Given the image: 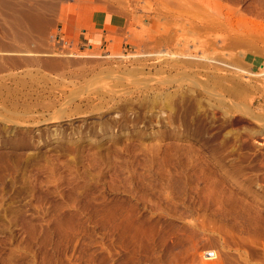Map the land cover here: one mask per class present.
<instances>
[{
    "label": "rangeland",
    "instance_id": "374dc122",
    "mask_svg": "<svg viewBox=\"0 0 264 264\" xmlns=\"http://www.w3.org/2000/svg\"><path fill=\"white\" fill-rule=\"evenodd\" d=\"M261 242L264 0H0V264Z\"/></svg>",
    "mask_w": 264,
    "mask_h": 264
},
{
    "label": "bare ground",
    "instance_id": "6f19581e",
    "mask_svg": "<svg viewBox=\"0 0 264 264\" xmlns=\"http://www.w3.org/2000/svg\"><path fill=\"white\" fill-rule=\"evenodd\" d=\"M68 58V57H67ZM79 58V57H78ZM69 59V58H68ZM46 121V120H45ZM47 121H49V122H51V120H47ZM47 123V122H46ZM238 206V205H237ZM236 206V207H237ZM247 206H245V208H246ZM248 208V207H247ZM246 208V209H247ZM260 215V214H259ZM237 218H238V216H237ZM228 219V218H227ZM226 220V219H225ZM260 226V225H259ZM258 226V227H259ZM257 227V226H256ZM249 228V227H248ZM252 235L253 236H257V237H259V236H262L263 235V233H261L260 232V230H258V229H256V228H253L252 230ZM243 241V240H242ZM257 242V241H256ZM244 243V242H243ZM253 243H254V241L252 242V245H253ZM257 243H259V242H257ZM257 245V244H256ZM255 245V246H256ZM259 245V247H260V250L262 251V253L264 254V242H261L260 244H258ZM246 248V247H245ZM248 248V247H247ZM252 248V247H251ZM252 252H254V253H252L251 254V252H250V255H252V256H255V255H258L259 256V254H257L258 253V247L256 248V249H252L251 250ZM222 255V254H221ZM250 255H246V257H245V264H255V263H250V260H249V258H248V256H250ZM227 256V255H226ZM244 256H245V254H244ZM203 258L205 259V260H202V261H213V260H216L217 258H218V256H217V254H216V252H214V251H207V252H205V254H204V256H203ZM226 258V257H225ZM228 258V257H227ZM237 259V258H236ZM261 259H262V257H261ZM260 260V259H259ZM256 261V260H255ZM218 262V261H217ZM261 262V261H260ZM263 262V261H262ZM257 263V264H264V263ZM205 263V262H204ZM204 263H202V264H204ZM222 263V262H221ZM233 263V262H232ZM207 264H209V263H207ZM212 264H213V262H212ZM231 264V263H230Z\"/></svg>",
    "mask_w": 264,
    "mask_h": 264
},
{
    "label": "crops",
    "instance_id": "0c3cea01",
    "mask_svg": "<svg viewBox=\"0 0 264 264\" xmlns=\"http://www.w3.org/2000/svg\"><path fill=\"white\" fill-rule=\"evenodd\" d=\"M95 38V37H94Z\"/></svg>",
    "mask_w": 264,
    "mask_h": 264
}]
</instances>
